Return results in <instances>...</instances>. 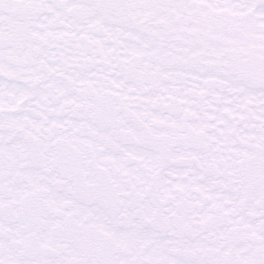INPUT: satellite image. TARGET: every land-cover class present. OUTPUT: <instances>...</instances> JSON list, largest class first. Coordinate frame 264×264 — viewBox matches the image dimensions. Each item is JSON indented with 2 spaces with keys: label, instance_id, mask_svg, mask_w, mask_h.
<instances>
[{
  "label": "snow or ice",
  "instance_id": "obj_1",
  "mask_svg": "<svg viewBox=\"0 0 264 264\" xmlns=\"http://www.w3.org/2000/svg\"><path fill=\"white\" fill-rule=\"evenodd\" d=\"M0 264H264V0H0Z\"/></svg>",
  "mask_w": 264,
  "mask_h": 264
}]
</instances>
